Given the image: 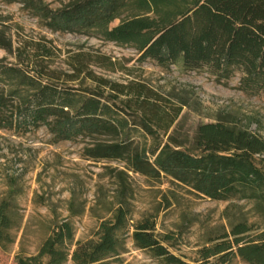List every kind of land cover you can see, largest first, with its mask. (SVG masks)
<instances>
[{"label": "rangeland", "instance_id": "rangeland-1", "mask_svg": "<svg viewBox=\"0 0 264 264\" xmlns=\"http://www.w3.org/2000/svg\"><path fill=\"white\" fill-rule=\"evenodd\" d=\"M67 1L43 3L57 10ZM33 14L23 0H0L2 64H16L15 48L26 44L29 50L21 52L19 61L27 62L32 51L48 54L46 61L59 72L62 84L77 92L100 91L89 70L112 82H142L182 106L169 130L175 144L192 153L244 155L264 170V94L242 92L238 72L217 79L205 70L140 61L131 46L54 31ZM100 55L112 60L110 69L97 65ZM74 66L81 70L72 80ZM110 103L122 107L118 100ZM126 116L131 124L139 122L130 111ZM111 138L103 135L100 140ZM89 141L56 140L43 125L26 132L0 128V202L9 201L13 217V241L0 243V264H89L87 244L102 241L99 220L124 193L133 218H152L157 232L172 235L170 250L189 264H203L201 249L224 232L232 247L231 264H264V204L198 198L183 186L132 172L122 189L117 172L125 169L124 163L89 160L83 153ZM140 142L135 136L134 145ZM109 264L163 263L127 237Z\"/></svg>", "mask_w": 264, "mask_h": 264}, {"label": "trees", "instance_id": "trees-1", "mask_svg": "<svg viewBox=\"0 0 264 264\" xmlns=\"http://www.w3.org/2000/svg\"><path fill=\"white\" fill-rule=\"evenodd\" d=\"M23 3L51 30L131 46L140 61L151 59L163 67L205 70L217 79L238 72L242 92L264 94V0H68L57 10L43 0ZM20 45L15 48L16 64L0 60V128L26 132L43 125L56 140L89 139L86 158L124 163L125 169L117 172L122 189L132 172L183 186L198 198L264 204V170L249 157L213 150L192 153L173 142L169 130L181 105L142 82H112L90 70L88 77L100 91L77 92L62 84L59 72L46 61L48 54L32 51L27 62L19 61L21 52L29 50ZM96 59L101 68L113 66L108 56ZM74 69L72 80L81 70ZM116 100L122 107L110 103ZM129 111L138 123L129 122ZM103 135L112 138L102 141ZM135 136L141 141L136 146ZM130 205L124 193L100 218L102 241L87 244L88 263L109 264L130 237L137 249L163 264H189L170 250L172 235L157 232L150 217L134 219ZM10 207L8 200L0 202V243L13 241ZM231 248L224 232L201 249V261L231 264Z\"/></svg>", "mask_w": 264, "mask_h": 264}]
</instances>
